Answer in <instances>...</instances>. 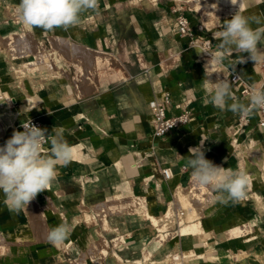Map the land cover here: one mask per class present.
I'll use <instances>...</instances> for the list:
<instances>
[{
	"label": "crops",
	"instance_id": "0c3cea01",
	"mask_svg": "<svg viewBox=\"0 0 264 264\" xmlns=\"http://www.w3.org/2000/svg\"><path fill=\"white\" fill-rule=\"evenodd\" d=\"M151 1L98 0L96 10L80 14V23L45 31L26 28L18 21L15 8L20 0H0L1 46L24 33L50 45L54 34L103 55L102 62L94 65L71 51L53 52L54 69L42 65L28 69L23 64L35 59L34 55L0 50V77L5 78L0 90L13 97L10 108L15 123L38 116L50 137L55 135L53 128H63L74 150L72 161L58 167L57 179L36 196L39 202L35 203L44 211L45 220L35 217L48 225L47 233L67 223L71 226L68 238L58 246L48 239L38 240L30 214L25 209L11 211L0 191V236L10 242L0 244V251H5L0 264H77L82 251L89 254L87 264H168V257L192 249L201 264H264V209H259L253 197L259 195L264 203L263 169L236 203L192 198L186 208L175 196L180 187H191V169L185 167L190 147L203 144L206 159L233 171H242V144H260L259 154L264 158V129L258 127L256 118L235 136L239 114L221 111L208 102L204 83L216 82L219 71L209 70L206 61L211 57L200 59L199 49L178 34L175 19L185 15L195 34L211 41L214 54L221 43L215 33L237 12L249 18L254 30L264 29V0H243V4L242 0ZM257 47L264 56V41ZM242 57L244 62H237ZM263 62L261 58L255 64L248 53L233 48L224 53L220 65L264 87ZM21 79L26 82L22 84ZM159 91L170 93L171 115H179L176 105L187 100L191 115L187 123L155 137L148 103ZM28 92L35 95V103L24 102ZM231 92L246 103L235 87L231 86ZM1 103L8 105L6 99ZM3 139L7 140V133L3 132ZM163 168L170 169V178L161 173ZM169 208L177 222L150 237L146 230L153 223L147 214L167 215ZM183 211L184 218L195 211L194 217L210 235L206 243L180 235L183 223L178 214ZM246 224L252 230L242 232L240 227ZM234 227L241 233L229 236L230 231L236 233ZM160 234L166 236L165 244L158 239ZM102 237L107 252L98 253L95 260L89 251ZM121 237L124 243H116Z\"/></svg>",
	"mask_w": 264,
	"mask_h": 264
},
{
	"label": "clouds",
	"instance_id": "9594fccd",
	"mask_svg": "<svg viewBox=\"0 0 264 264\" xmlns=\"http://www.w3.org/2000/svg\"><path fill=\"white\" fill-rule=\"evenodd\" d=\"M97 8L98 0H20L15 12L24 27L52 31L80 23L82 12ZM256 22H260L259 18ZM215 38L221 40L219 50L207 54L217 64L224 59V53L233 48L237 52L248 53L255 64L264 58L257 47L264 41V29L251 28L249 18L242 13L237 12L227 20L223 30L215 33ZM237 62L243 63L244 57ZM204 88L208 93V102L221 111L230 110L248 116L252 109H264V87L253 85L248 103L236 100L227 79L216 82L209 79L204 83ZM21 126L23 131H14L11 138L0 146V191L9 209L15 212L28 208L39 193L48 190L57 179L58 167L67 166L74 154L73 147L64 137L63 128H53L55 135L49 137L46 129L35 126L31 120ZM45 143H50V149L44 148ZM188 151L185 167L191 169L192 182L197 186L210 187L215 193L214 202L236 203L244 198L249 184L246 172L215 165L205 158L203 144L190 147ZM70 232L71 226L62 223L49 231L48 240L58 246L68 238Z\"/></svg>",
	"mask_w": 264,
	"mask_h": 264
},
{
	"label": "bare ground",
	"instance_id": "6f19581e",
	"mask_svg": "<svg viewBox=\"0 0 264 264\" xmlns=\"http://www.w3.org/2000/svg\"><path fill=\"white\" fill-rule=\"evenodd\" d=\"M50 40H51V44L54 46V50H48V47L45 45V43L43 41L42 42H40L39 40L37 41L36 38L32 34H29L27 36H25V35H19V36L14 35L9 40H7L8 46H6V48L8 47V48H10L9 50L15 52L16 50L19 49V46L21 45L20 47H22L23 50L21 48L22 52L21 53L17 52L16 55H18V54L22 55L24 50L27 53L25 55L28 56L29 53L34 55L36 57L35 59L28 60L23 64V66L28 68V69L30 68V66L35 65L37 63L36 61L41 60V59L43 60L45 57L47 58V56L51 57V56H53V54H52L53 52H59L60 53V51H71V52L76 53V54H81V55L87 57L89 60L91 59L90 61H91V63H94V65H98L103 60V58H102L103 55L101 53L89 51L88 49H85L84 47H82L76 43L71 42L68 38L66 39L62 36H58V35L53 34L50 36ZM197 48L199 49V51H202L201 46H197ZM170 52H173V51L170 50ZM161 55L163 56V54H161ZM46 60L48 61V58ZM50 61H51V59H50ZM49 62L48 63L44 62V64L46 65L45 67L52 69V67H54L52 64L53 62H50V63ZM211 64L213 65L212 62L207 61L208 69L212 70V71H218V68L221 67V65L217 64V63L213 66H210ZM82 74H85V73L82 72ZM218 75H219V73H218ZM83 76H85V75H82L81 77H83ZM22 80L23 79H21V81ZM77 82H79V81H77ZM23 83H25V81ZM77 85H79L78 87H80V88L82 87V86H80V82H79V84L77 83ZM86 89H88V87ZM12 98L9 97L7 93H4V91L2 92L0 90V122H2L7 127H14V124H15V119L13 118V114H12L11 108H10V105L13 104ZM3 99L7 100L8 105H4L1 103V101ZM36 100L37 99L35 98V95L33 93H30V92H28V95L24 98V102L27 105L29 103H35ZM9 138H11V137H9ZM5 141L6 140L3 139L2 129L0 128V146L4 145ZM254 144L252 143L249 146L248 150H246L244 152L243 162H242V166H241L242 171H244L248 174L249 182H252L253 177L260 173L259 169L260 168L262 169V167H263L262 163H264V162L260 161V160H262V158L260 157V154H259V152L262 149L261 145L260 144L254 145ZM261 175H262V171H261ZM176 190L177 189H175V191ZM175 194H176L175 196L177 197V200L181 201L182 202L181 205L186 206V208H187V206L190 207L188 205V203L193 202L192 200L194 198L202 199L203 201H206L208 199H212L214 196L213 190L210 187L205 188V187L197 186L196 184H194L192 182V180H191V187H189L188 189L187 188L183 189L182 187H180L175 192ZM253 197L255 199H257L259 208L261 210L264 209V203L261 201L262 200L261 197L257 194L256 195L254 194ZM193 208H196V207H193ZM178 209H179V207H178ZM31 211H32V209H31ZM147 215L149 216L150 220L153 223L152 227L146 230V233L147 232L150 233V237H152V235L155 234L159 228L163 229L167 226H173L177 222V219L173 217L174 214H173L171 208H169L167 215H162V216H156V215H151V214H147ZM196 215L197 214H195V211H194V214L193 213L191 214V212H190L186 217L187 221H185L186 218H184L183 216L181 217L180 222L183 224H182V228L180 229V235H182L184 238H187L189 236H193L194 240L199 241L200 243H203V242H205V239L207 238L208 233H207L206 229L204 228L202 221L199 220L198 218H197L198 220H196V218H195V217H197ZM33 216H35V215H33ZM32 220H33L32 221V228L34 229L35 234L38 233L39 237L42 238L43 236H41V235L47 234V226L48 225L36 217H33ZM103 221L105 223V226L107 228H109L107 220L104 219ZM161 224H163V225H161ZM235 228L236 227H234V229ZM240 228H241L242 232H245V231L251 229V227L248 225H244ZM122 237L117 239L116 243H119L120 241L122 243H124V240ZM158 239L160 240L161 244H165V235L164 234L158 235ZM97 253H101V252H97ZM95 255L97 256L96 253H92L91 257L96 260ZM199 257H200L199 254H197V252L194 249H192V250L183 251L180 258H179V256H177L176 259H175V257L174 258L170 257V258H167L166 261L168 262V264H201L199 261ZM149 258L150 257H147L146 259L150 260ZM119 259H121V258L119 257ZM134 263L137 264L136 262H134ZM97 264H98V262H97ZM125 264H128V263H125ZM129 264H133V263H129Z\"/></svg>",
	"mask_w": 264,
	"mask_h": 264
},
{
	"label": "built area",
	"instance_id": "2783aa9c",
	"mask_svg": "<svg viewBox=\"0 0 264 264\" xmlns=\"http://www.w3.org/2000/svg\"><path fill=\"white\" fill-rule=\"evenodd\" d=\"M156 0L151 1L154 3ZM178 11V9L174 10ZM175 27L177 32L182 37L188 38L189 44L197 47L201 46L203 51H199L198 56L200 59H205L210 57L207 53L211 54V41L208 39H204L197 34H195L194 29L190 25L189 19L182 14H179L175 19ZM202 29V26L199 27ZM219 75L217 80L227 79L230 82V85L235 87L241 97L242 100H245L248 103L249 91L253 85L257 87H261L260 85H256L244 79L241 74L237 71H230L226 68L219 67L218 68ZM210 73V71H208ZM261 73L264 76V62L261 67ZM190 104V100L183 102L179 105H176L177 109H180L181 113L179 115H171V109L173 108V100L169 92L167 91H159L156 95L149 101V113L150 120L153 125V134L155 137H162L169 133L171 130L187 123L189 121L191 112L188 108ZM256 118L258 127L264 129V109H252L248 116L238 115L237 120L235 122L233 128V134L236 136L241 132H244L246 128L251 124L252 120ZM32 121V123L40 127L42 129L47 130L46 124L38 117V116H30L25 119L23 123L28 121ZM19 126L18 131H23L22 126ZM46 135H49L48 130ZM50 137V135H49ZM237 142V138L234 139ZM49 143L44 144V148L47 149ZM161 173L165 178H170L172 173L169 168H163ZM184 211L180 212L178 215V219L184 215Z\"/></svg>",
	"mask_w": 264,
	"mask_h": 264
},
{
	"label": "rangeland",
	"instance_id": "374dc122",
	"mask_svg": "<svg viewBox=\"0 0 264 264\" xmlns=\"http://www.w3.org/2000/svg\"><path fill=\"white\" fill-rule=\"evenodd\" d=\"M147 1L148 0H141V4H143V3H147ZM241 4H243L244 3V1L242 0L241 2H240ZM19 35H25V36H27V35H29V34H27V33H24V34H19ZM19 35H17V36H19ZM49 39H50V37H49ZM9 40V39H8ZM6 42V44H4V47H3V45L1 46L0 45V50H4V48H6V46H8L7 45V42L8 41H4V43ZM42 42V41H41ZM44 42V41H43ZM45 43V42H44ZM45 45L48 47V50H54V48L52 47V44H51V40H50V45L48 44H46L45 43ZM21 46V45H20ZM19 46V49L18 50H16L15 52L14 51H11V52H13V54L14 55H16L17 54V52L18 53H21L22 52V50H23V48L22 47H20ZM3 47V48H2ZM8 48V47H7ZM21 48H22V50H21ZM8 49H10V48H8ZM61 52V51H60ZM171 53V52H170ZM25 54H27L26 53V51L24 50V52L22 53V55H25ZM18 55H21V54H18ZM31 55V53H29L28 54V56H30ZM81 55V54H80ZM163 56H164V54H163ZM48 58V61L46 60ZM47 58L45 57L43 60L41 59V60H38V61H36L37 63L35 64V65H32V66H30V68L29 69H31V68H33L34 66H36V65H42V66H46L45 64H44V62L45 63H48L49 61H50V59H51V61L50 62H53L52 64H53V66L55 67V61L52 59V56L50 57V56H47ZM50 58V59H49ZM53 60V61H52ZM40 61V62H39ZM43 61V62H42ZM208 61H210V59H208ZM49 62V63H50ZM207 62V61H206ZM213 63V62H212ZM214 65V64H213ZM212 64L210 65V66H213ZM54 67H52V69H54ZM3 77V76H2ZM2 77H0V82L1 81H5V78L2 80ZM24 82V80H22L21 81V83L22 84H24L23 83ZM26 82V81H25ZM21 125V121H18V123L16 122L15 124H14V127H7L6 125H4L2 122H0V128L2 129V133L4 132V133H7V139L9 138V137H11L12 136V134H13V132L14 131H18V129H19V127L18 126H20ZM10 134V135H9ZM253 144H254V142H253ZM254 145H258L257 143H255ZM249 146L250 145H248V146H244V144H242L240 147H243V150L241 149V152H243V151H246V150H248V148H249ZM241 154V153H240ZM243 157V156H242ZM260 161H262V162H264V158H262V160H260ZM262 169H263V171H264V163H262ZM255 175V174H254ZM249 183H251V182H249ZM176 195V194H175ZM177 198V197H176ZM199 200H202V199H199ZM209 200V199H208ZM36 201L37 202H39L36 198L35 199H33L30 203H29V205H28V208H25V210H26V212H27V214L29 215L30 214V225L32 226V219H33V217H38V216H41V219L43 218L44 220H45V215H44V211L43 212H41V211H39L38 209H39V203H37V205L35 204L36 203ZM190 203H188V205H189ZM34 208V209H33ZM31 209H32V211H31ZM260 209V208H259ZM261 210V209H260ZM263 210V209H262ZM35 214H37V215H35ZM33 215H35V216H33ZM246 225H248V226H250L251 227V229L250 230H252V226L250 225V224H246ZM244 226V225H243ZM233 230H235L236 231V233L235 234H233V232L232 231H230L229 232V236H231V235H239V233H241V230L239 229V228H233ZM209 235V234H208ZM41 236H43L42 238H40L39 237V235H37V234H35V237L38 239V240H44V239H48V233L47 234H45V235H41ZM228 235L226 234V237H227ZM208 237V236H207ZM40 238V239H39ZM5 241H4V240ZM207 239V238H206ZM205 239V243L207 242V240ZM167 241V238H166V236H165V242ZM0 244L2 245V244H5V245H10V242L2 235V236H0ZM106 240L102 237V239L101 240H98V241H96V242H94L92 245H91V249H90V253L92 254V253H96V254H98L97 252H103L104 254L107 252V250H106ZM178 247L180 246V243L178 242ZM4 253H5V251H0V260L2 261L3 260V256H4ZM176 253H177V251H176ZM77 256H79L80 258L78 259V261H77V264H87V261H88V257H89V254L87 253V252H85V251H82L81 253H80V255H77ZM96 256V255H95ZM177 256H179V258L181 257V253H180V255H178V253L177 254H173L172 256H170V257H175V259H176V257ZM148 257V256H147ZM146 257V258H147ZM170 257H168V258H170ZM133 264H135V263H133Z\"/></svg>",
	"mask_w": 264,
	"mask_h": 264
}]
</instances>
